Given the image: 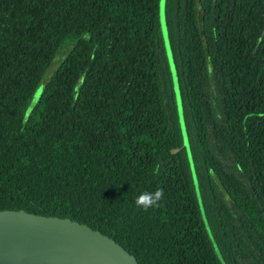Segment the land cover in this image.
Returning <instances> with one entry per match:
<instances>
[{
	"label": "trees",
	"instance_id": "trees-1",
	"mask_svg": "<svg viewBox=\"0 0 264 264\" xmlns=\"http://www.w3.org/2000/svg\"><path fill=\"white\" fill-rule=\"evenodd\" d=\"M159 1L0 0V211L138 264H264V0H163L165 43Z\"/></svg>",
	"mask_w": 264,
	"mask_h": 264
},
{
	"label": "water",
	"instance_id": "water-1",
	"mask_svg": "<svg viewBox=\"0 0 264 264\" xmlns=\"http://www.w3.org/2000/svg\"><path fill=\"white\" fill-rule=\"evenodd\" d=\"M56 254L73 264H138L135 257L99 231L67 218L0 211V255ZM37 256V255H36Z\"/></svg>",
	"mask_w": 264,
	"mask_h": 264
},
{
	"label": "rangeland",
	"instance_id": "rangeland-1",
	"mask_svg": "<svg viewBox=\"0 0 264 264\" xmlns=\"http://www.w3.org/2000/svg\"><path fill=\"white\" fill-rule=\"evenodd\" d=\"M162 4H163V0H160L159 1L160 24H161V32H162V35L164 37V43H165L166 42V36H165V26H164V22L162 19ZM73 43H74L73 41H68L62 46L61 49H59V51L57 52V54H56V56L52 62V64L50 65V67L46 71L43 80H47L50 77V75L55 71V69L58 67V65L61 63V61L65 57L68 50L73 46ZM171 70L173 72L172 64H171ZM174 89H175L176 98L179 99L178 91L175 87H174ZM39 90H41V87L39 88ZM36 93L38 94V92H36ZM37 94L34 96H37ZM34 101H35V99H33V101L31 102L30 107L32 106ZM0 264H73V263L69 262L66 258L62 257L61 255L57 256L56 254H53V253H48L47 255H38V254L27 255L26 254V256H25V254H22L20 256L19 254L15 253V252H13V253L6 252L5 254L0 255Z\"/></svg>",
	"mask_w": 264,
	"mask_h": 264
},
{
	"label": "clouds",
	"instance_id": "clouds-1",
	"mask_svg": "<svg viewBox=\"0 0 264 264\" xmlns=\"http://www.w3.org/2000/svg\"><path fill=\"white\" fill-rule=\"evenodd\" d=\"M163 198H164V189L158 187L154 191L145 190L141 192L136 197L135 204L138 208L147 211L150 208L159 207L160 202L163 200Z\"/></svg>",
	"mask_w": 264,
	"mask_h": 264
}]
</instances>
